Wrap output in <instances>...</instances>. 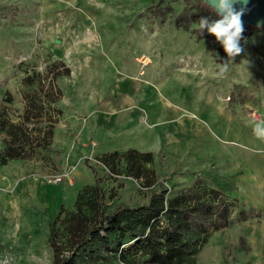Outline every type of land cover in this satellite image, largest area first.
Wrapping results in <instances>:
<instances>
[{"label": "rangeland", "instance_id": "rangeland-1", "mask_svg": "<svg viewBox=\"0 0 264 264\" xmlns=\"http://www.w3.org/2000/svg\"><path fill=\"white\" fill-rule=\"evenodd\" d=\"M155 1L0 0V7L23 12L21 24L0 20V108L19 125L13 146L25 152L0 163V264H52L49 223L61 205L72 209L77 190L96 176L105 192L113 193L106 199L108 209L147 200L152 184H146L145 177L127 175L122 166L119 173H110L97 160L100 154L94 155L129 147L111 146L120 141L152 152L144 166L163 186L173 189L201 177L236 197L229 224L209 234L197 264H264V140L253 130L255 122L264 120V23L244 27V51L230 59L216 39H198L174 27L170 18L183 8V0H165L174 10L170 14L167 9L163 17L149 13L147 7ZM86 37L108 64L109 77L115 72L119 82L136 77L147 97L143 103L141 95L133 97L144 108L136 112L135 136L106 143L105 132L97 130L94 139L100 146L83 148L80 157L78 146L72 150L59 125L58 143H52L53 137L47 147L43 143L49 130L54 135L62 112L66 117L73 111L72 90L80 66L73 55L89 46L83 45ZM134 56L139 58L137 69L131 67ZM225 61L226 72L221 71ZM175 116L191 121L198 132L168 141L159 130ZM9 139L0 131V153ZM232 156L244 181L239 170L222 167ZM55 175L62 180H47ZM92 264L121 263L112 259Z\"/></svg>", "mask_w": 264, "mask_h": 264}, {"label": "trees", "instance_id": "trees-1", "mask_svg": "<svg viewBox=\"0 0 264 264\" xmlns=\"http://www.w3.org/2000/svg\"><path fill=\"white\" fill-rule=\"evenodd\" d=\"M183 1V8L170 18L174 27L189 30L198 39H215L198 27L201 17L217 19L215 12L203 0ZM152 3L147 8L154 17L157 13L163 17L167 9L173 13L174 8L165 0ZM16 15H20L19 20H15ZM21 15L23 12L13 6L0 7V20L4 23L21 24ZM244 38L245 31L240 43ZM6 110L4 106L0 108V131H6L10 139L0 153V163L25 153L13 146L19 125L7 117ZM52 134L51 130L47 132L44 147L49 145ZM152 155L151 151L129 148L97 156L110 173H119L122 166L121 171L127 175L145 177L146 184H152L147 200L108 209L106 199L113 193L105 192L98 176L93 183L81 186L73 208L61 205L49 223L52 264H92L112 259L121 264H197V254L209 234L229 224L236 197L203 182L201 177L173 189L163 186L154 179V172L144 166ZM241 213L243 210H239Z\"/></svg>", "mask_w": 264, "mask_h": 264}, {"label": "crops", "instance_id": "crops-1", "mask_svg": "<svg viewBox=\"0 0 264 264\" xmlns=\"http://www.w3.org/2000/svg\"><path fill=\"white\" fill-rule=\"evenodd\" d=\"M88 38L89 37H86V39H84L87 43L83 42V45L85 43L89 46H83V52L81 54L77 52L73 55L76 58L75 60L80 63L78 70L75 69L77 78L74 82V88L72 90L73 99L71 101L74 105L73 111L66 117H64V112H62V115L60 116L62 120L55 126L54 135L52 136V143H58L59 139L56 137V127L59 125L61 134L70 138V146H72V150L75 149V146H78L76 154L80 157L83 148L88 146H100V142L94 139V134L97 130H103L105 132L104 139L106 143L113 142L114 137L118 138V141H120L125 135H129L130 137L135 136L136 134H134L135 129L133 124L135 123L136 112L139 113L144 110V108L142 104L135 103L133 97H139L141 95L140 97L142 99L140 102L142 103L147 97L146 93L142 95V91L140 90L141 85L136 77L128 76L121 82L118 81V72H115L114 75L109 77L106 74V71L110 70L108 64L105 63V59L103 60L100 57V54L91 49L94 45L91 46V44L94 42L92 38ZM138 59L137 56L133 57V63L131 64L132 68H138ZM116 61H118V59H116ZM115 65V68L117 69L116 71H118V64ZM122 68L124 70H130L127 67ZM141 71L139 73H141ZM70 73L73 75V69H71ZM103 88L107 89L103 91ZM98 89V92H94ZM184 119L186 118L179 116L171 117L172 122L163 126L162 130H159V134L163 137H167L168 141L173 137L175 140L179 141L181 139L180 137H182L180 134L189 132L197 133L198 130L194 129L192 122H187V120ZM125 122H127L126 127L122 126V128L121 124ZM122 144L123 143L120 141L118 145L111 146H129L126 149L134 148L129 143L128 145ZM126 149L114 148L97 153L96 151H91L94 152V155H99L105 152L115 150L124 151ZM90 154L92 155L91 152ZM232 157V162H230V164H224L222 167H231L234 168V170H239L238 177H242V179L240 178V181H244L245 174H240L241 171L237 167L234 156ZM236 160L239 161L240 157L238 156ZM249 161L250 160L248 159V162ZM68 162L71 164L74 161L68 160ZM65 164H67L66 160L63 161L62 165L65 166ZM77 168L78 165L77 167L75 166L76 170H72L71 173H75ZM223 172L227 171L223 170ZM74 185L75 180L74 184L71 186L74 187ZM262 195L263 186L260 185L259 196L261 197Z\"/></svg>", "mask_w": 264, "mask_h": 264}, {"label": "clouds", "instance_id": "clouds-1", "mask_svg": "<svg viewBox=\"0 0 264 264\" xmlns=\"http://www.w3.org/2000/svg\"><path fill=\"white\" fill-rule=\"evenodd\" d=\"M241 3L244 6L237 8L235 5ZM212 11L215 12L217 19L201 17L199 19V30H206L213 35L220 43L228 58L240 55L244 49L240 41L243 39L244 24L242 17L247 11V0H203ZM228 70V63L225 61L221 65V71ZM253 130L257 137L264 140V120L255 122ZM11 262V257L8 258Z\"/></svg>", "mask_w": 264, "mask_h": 264}, {"label": "water", "instance_id": "water-1", "mask_svg": "<svg viewBox=\"0 0 264 264\" xmlns=\"http://www.w3.org/2000/svg\"><path fill=\"white\" fill-rule=\"evenodd\" d=\"M235 6L240 8L244 5L238 2ZM246 8L247 11L242 17L244 27L264 23V0H247Z\"/></svg>", "mask_w": 264, "mask_h": 264}, {"label": "built area", "instance_id": "built-area-1", "mask_svg": "<svg viewBox=\"0 0 264 264\" xmlns=\"http://www.w3.org/2000/svg\"><path fill=\"white\" fill-rule=\"evenodd\" d=\"M141 63L143 65V62L141 60ZM67 173H65L64 175H66ZM48 181H53V182H58V181H61L62 180V175H55V176H52L50 178L47 179Z\"/></svg>", "mask_w": 264, "mask_h": 264}, {"label": "bare ground", "instance_id": "bare-ground-1", "mask_svg": "<svg viewBox=\"0 0 264 264\" xmlns=\"http://www.w3.org/2000/svg\"><path fill=\"white\" fill-rule=\"evenodd\" d=\"M124 114V113H123ZM127 114V113H126ZM125 115V114H124ZM117 117V116H116ZM114 119H116V118H114Z\"/></svg>", "mask_w": 264, "mask_h": 264}]
</instances>
